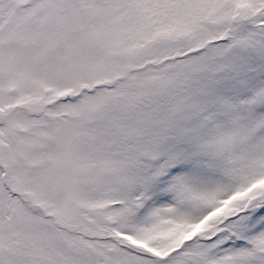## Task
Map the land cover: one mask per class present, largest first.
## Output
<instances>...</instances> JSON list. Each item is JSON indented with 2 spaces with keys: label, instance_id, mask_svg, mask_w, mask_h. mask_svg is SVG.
I'll use <instances>...</instances> for the list:
<instances>
[{
  "label": "snow or ice",
  "instance_id": "6c2138e0",
  "mask_svg": "<svg viewBox=\"0 0 264 264\" xmlns=\"http://www.w3.org/2000/svg\"><path fill=\"white\" fill-rule=\"evenodd\" d=\"M0 264H264V0H0Z\"/></svg>",
  "mask_w": 264,
  "mask_h": 264
}]
</instances>
